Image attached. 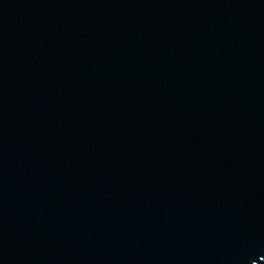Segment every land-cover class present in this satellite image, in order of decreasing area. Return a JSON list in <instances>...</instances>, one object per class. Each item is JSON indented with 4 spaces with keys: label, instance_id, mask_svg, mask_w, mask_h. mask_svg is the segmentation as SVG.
Wrapping results in <instances>:
<instances>
[{
    "label": "water",
    "instance_id": "obj_1",
    "mask_svg": "<svg viewBox=\"0 0 264 264\" xmlns=\"http://www.w3.org/2000/svg\"><path fill=\"white\" fill-rule=\"evenodd\" d=\"M0 264H264V0H0Z\"/></svg>",
    "mask_w": 264,
    "mask_h": 264
}]
</instances>
